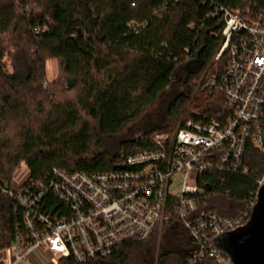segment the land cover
I'll return each mask as SVG.
<instances>
[{
  "label": "trees",
  "instance_id": "obj_1",
  "mask_svg": "<svg viewBox=\"0 0 264 264\" xmlns=\"http://www.w3.org/2000/svg\"><path fill=\"white\" fill-rule=\"evenodd\" d=\"M248 1L254 10L264 6V0H0V252L27 235L21 209L2 186L21 165L32 180L54 169L116 170L126 156L150 149L154 135L171 137L181 119L219 117L222 92L202 87L219 71L213 57L223 23L211 13ZM46 59L59 62L72 97L57 98L45 86ZM136 121L137 135L118 139ZM245 161L247 177L203 174L208 210L223 218L245 211L264 173L251 147ZM193 249L173 217L148 240L123 243L107 257L58 264H186Z\"/></svg>",
  "mask_w": 264,
  "mask_h": 264
},
{
  "label": "built area",
  "instance_id": "obj_2",
  "mask_svg": "<svg viewBox=\"0 0 264 264\" xmlns=\"http://www.w3.org/2000/svg\"><path fill=\"white\" fill-rule=\"evenodd\" d=\"M251 6L250 1L235 8L219 5L211 13L221 15L223 23L213 57L219 71L202 87L222 92L218 118L183 120L171 137L154 135L150 149L126 156L116 170L68 174L54 169L43 180L27 175L17 187L13 181L2 184L21 209L27 234L6 249L15 261L36 249L50 253L56 264L104 258L123 243L148 240L176 217L194 244L186 264H232L213 240L248 221L264 173L245 211L232 218L206 208L208 193L200 178L207 172L247 177V147L264 163V6Z\"/></svg>",
  "mask_w": 264,
  "mask_h": 264
},
{
  "label": "water",
  "instance_id": "obj_3",
  "mask_svg": "<svg viewBox=\"0 0 264 264\" xmlns=\"http://www.w3.org/2000/svg\"><path fill=\"white\" fill-rule=\"evenodd\" d=\"M213 245L225 252L232 264H264V186L258 189L248 221L217 236Z\"/></svg>",
  "mask_w": 264,
  "mask_h": 264
},
{
  "label": "rangeland",
  "instance_id": "obj_4",
  "mask_svg": "<svg viewBox=\"0 0 264 264\" xmlns=\"http://www.w3.org/2000/svg\"><path fill=\"white\" fill-rule=\"evenodd\" d=\"M45 61V86H47L48 89H52L55 93V97L57 98L72 97L73 94L65 90L64 79L60 71L59 62L55 59H46ZM152 110V108L147 110V113L151 112ZM181 122H183V119H181L180 123ZM139 123V121H136L125 126L122 133L118 136V139H125L137 135L134 134V131L138 127ZM27 175L28 172L25 166L21 165L13 174L12 184L14 185V187H17V185L22 182V180H24Z\"/></svg>",
  "mask_w": 264,
  "mask_h": 264
},
{
  "label": "crops",
  "instance_id": "obj_5",
  "mask_svg": "<svg viewBox=\"0 0 264 264\" xmlns=\"http://www.w3.org/2000/svg\"><path fill=\"white\" fill-rule=\"evenodd\" d=\"M0 264H56L50 253L43 249H36L28 253L24 260L15 261L8 250L0 252Z\"/></svg>",
  "mask_w": 264,
  "mask_h": 264
}]
</instances>
